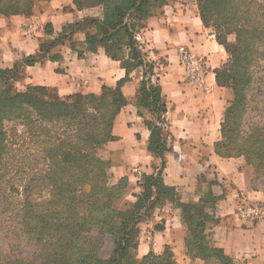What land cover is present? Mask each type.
<instances>
[{"label":"trees","instance_id":"trees-1","mask_svg":"<svg viewBox=\"0 0 264 264\" xmlns=\"http://www.w3.org/2000/svg\"><path fill=\"white\" fill-rule=\"evenodd\" d=\"M37 1L0 0V14L30 15ZM156 1L161 0H73L79 9L100 7L102 16L70 23L53 40L42 43L38 56H26L12 67H0V170L15 157L6 122L19 120L32 137L42 132L41 143L48 161L43 181L50 188L44 199L34 198L33 178L25 198L16 207L22 233L34 242L35 251L27 256H18L13 249L11 253L0 252V264H134L139 224L164 199H175V189L165 185L160 174L144 175L142 190L134 194L136 200L130 208L120 211L113 206L128 178L111 183L109 160L100 158L96 150L114 138V119L127 103L120 84L104 86L99 95L76 93L66 97L44 85H29L25 90L16 87L26 77L27 65L36 63L61 43L75 42L74 35L82 28L86 29L88 49L104 46L114 58L123 60L128 72L147 65L139 104H151L161 118L166 104L154 81V62H145L137 38L139 20L149 4ZM198 7L203 22L214 29L229 54L228 62L217 71V81L232 86L234 91V100L224 113L216 152L256 161L257 178L264 180V124L245 120L250 107L246 96L252 81L250 69L256 59L264 57V0H198ZM46 32L54 33L51 23L46 25ZM231 34H235L233 42L228 38ZM150 125L151 147L159 155L167 146L164 125L161 120ZM70 130L79 132V139L73 141ZM77 187L82 191H76ZM204 201L214 206L217 198L210 194ZM182 209L187 252L201 258L204 264H236L212 244L208 230L216 219L206 207L189 202L182 203ZM93 235H112L115 246L110 256L101 255L102 241ZM139 264L181 263L167 247L162 254L145 255Z\"/></svg>","mask_w":264,"mask_h":264},{"label":"crops","instance_id":"crops-1","mask_svg":"<svg viewBox=\"0 0 264 264\" xmlns=\"http://www.w3.org/2000/svg\"><path fill=\"white\" fill-rule=\"evenodd\" d=\"M90 16L101 17L100 7L79 9L73 0H50L43 11L30 15L0 16V67L38 56L43 42ZM48 23L53 25L52 34L46 32ZM137 28L145 62H154V81L166 104L161 118L151 104H139L147 65L128 72L123 60L114 58L104 46L88 49L86 29H78L75 42L61 43L27 65L24 83L48 86L62 97L99 95L104 86L121 85L127 103L114 119V138L99 150L101 158L111 161V183L127 177L131 190L139 193L144 175L160 174L164 184L176 191L175 199H164L139 224L136 260L151 252L162 254L170 247L178 262L184 256L204 264L186 250L182 203L192 202L202 203L216 219L208 230L214 246L236 264H264V219L252 225L239 215L240 204L264 203V182L256 185L255 168L245 157H224L215 149L233 97L232 88L217 81V71L228 58L224 45L203 22L198 0L152 2ZM181 46L206 57L208 68L201 83L192 82L181 64ZM160 120L167 146L158 155L151 147L150 124ZM210 194L217 198L214 206L204 201ZM104 251L107 257L113 248Z\"/></svg>","mask_w":264,"mask_h":264},{"label":"rangeland","instance_id":"rangeland-1","mask_svg":"<svg viewBox=\"0 0 264 264\" xmlns=\"http://www.w3.org/2000/svg\"><path fill=\"white\" fill-rule=\"evenodd\" d=\"M49 1L50 0L37 1L30 14L43 11ZM0 16L11 15L0 14ZM228 38L233 42V40H235V34L229 35ZM228 60L229 54L224 64L227 63ZM250 70L252 72V81L248 84L249 89L246 92L247 103L250 107L245 120H247L248 123L264 124V57L256 59ZM28 86V84L24 83V78L16 83V87L19 90H25ZM229 87L232 88V86ZM233 100L234 91L233 97L228 105H230ZM86 123L91 124L90 120H87ZM5 126L10 140L13 142L14 150L12 151V155L15 157L9 165L0 170V252H2V254L11 253L13 249L16 255L27 256L34 252L36 247L34 242L28 239L26 234L22 233V226L19 224L18 218L16 217V207L17 204L25 198V191L31 184L30 181L33 178H35L33 184L34 198L41 200L48 194L50 188L45 186L46 182L43 181L45 177L43 175L45 174L48 161L45 157L44 145L41 143L42 139L44 140L41 134L42 132H37L36 136L32 137V135L28 134L26 131L24 124L19 120L8 121ZM69 134L73 141L79 139V132L70 130ZM99 150L100 149L96 150V152L101 158ZM109 163L110 166L108 169L111 172L110 160ZM248 163L253 165L256 170V161L252 160ZM9 179L14 180L10 182ZM256 180L258 182L256 185L264 181L261 178H257V173ZM11 184H13L14 189L11 188ZM123 185L122 192L115 196L113 200V206L120 211H126L130 208L131 204L136 200L134 194L138 193V191L135 192L131 190L128 182H123ZM75 190L78 192L82 191V189H78V187ZM93 237H95L97 241H102L101 250L102 248L103 250L105 249L104 253L110 251L111 248L114 249L115 244L112 235H105L103 237L93 235L92 238ZM136 241L138 242V239H136ZM109 246V250H106ZM188 254L190 255L191 253L188 252ZM102 256L106 257L104 254ZM141 260L135 259L134 264H139ZM179 262L181 264H201L190 261L188 258H184V256Z\"/></svg>","mask_w":264,"mask_h":264},{"label":"built area","instance_id":"built-area-1","mask_svg":"<svg viewBox=\"0 0 264 264\" xmlns=\"http://www.w3.org/2000/svg\"><path fill=\"white\" fill-rule=\"evenodd\" d=\"M138 38V36H137ZM180 62L185 67L192 82L201 83L208 68L205 56L188 47H180ZM137 172L139 170H136ZM239 215L251 223L256 224L264 219V203H243L239 205Z\"/></svg>","mask_w":264,"mask_h":264}]
</instances>
